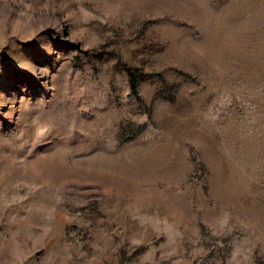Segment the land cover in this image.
<instances>
[{"label":"rangeland","instance_id":"374dc122","mask_svg":"<svg viewBox=\"0 0 264 264\" xmlns=\"http://www.w3.org/2000/svg\"><path fill=\"white\" fill-rule=\"evenodd\" d=\"M0 264H264V0H0Z\"/></svg>","mask_w":264,"mask_h":264},{"label":"trees","instance_id":"16d2710c","mask_svg":"<svg viewBox=\"0 0 264 264\" xmlns=\"http://www.w3.org/2000/svg\"><path fill=\"white\" fill-rule=\"evenodd\" d=\"M127 78L130 86V90L135 94L136 93V87H137V77L130 71L127 70Z\"/></svg>","mask_w":264,"mask_h":264}]
</instances>
